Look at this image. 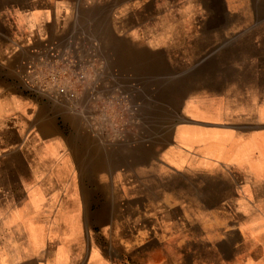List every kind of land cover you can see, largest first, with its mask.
Here are the masks:
<instances>
[{"label":"crops","instance_id":"1","mask_svg":"<svg viewBox=\"0 0 264 264\" xmlns=\"http://www.w3.org/2000/svg\"><path fill=\"white\" fill-rule=\"evenodd\" d=\"M79 31L111 90H28ZM0 264H264V0H0Z\"/></svg>","mask_w":264,"mask_h":264},{"label":"rangeland","instance_id":"2","mask_svg":"<svg viewBox=\"0 0 264 264\" xmlns=\"http://www.w3.org/2000/svg\"><path fill=\"white\" fill-rule=\"evenodd\" d=\"M53 41L60 44V46L67 50L68 48H72L73 52L69 53L70 56H68V62L67 64H64L62 62L61 58L62 56H65L67 58V51L62 55V52L57 53V59L54 60V69L59 72L60 77L61 76H67V79H65V83H67V86L75 91V94H78V89L84 85L86 81H90V89L95 92V90H104L109 91L111 90L110 86H107L106 82H103L101 74L102 67L99 66L101 56L100 52L98 51L97 46L93 44L92 42H89L86 40L85 36L81 34L79 31L77 35L67 41V42H60L57 39H51L48 42ZM89 42V43H88ZM70 51V50H68ZM84 66H83V62ZM64 65V68L61 66ZM82 65V66H81ZM66 72V73H65ZM81 72V74L79 73ZM63 76V77H64ZM62 79V78H61ZM62 81V80H61ZM171 87H174V84L169 83L168 84V91L170 93ZM30 91H35L30 88H27ZM135 97L137 98V101L142 102V105L145 101L146 107L151 110L152 118L156 116L158 118L159 115V88L158 83L152 84V96L151 99H139L140 94H142L143 88L137 87L135 89ZM170 96V95H169ZM55 101L60 99H54ZM92 101V99H90ZM93 101H95L93 99ZM70 105V103H68ZM73 108H76L79 105L75 104V101L73 103ZM170 113V111H168ZM83 117H86V119L90 120L92 118V115H83Z\"/></svg>","mask_w":264,"mask_h":264},{"label":"built area","instance_id":"3","mask_svg":"<svg viewBox=\"0 0 264 264\" xmlns=\"http://www.w3.org/2000/svg\"><path fill=\"white\" fill-rule=\"evenodd\" d=\"M72 50V48L68 47L67 50L63 49L56 41L41 43L39 47L33 50L35 53L34 57L23 63L22 79L28 88L46 92L53 99H60L66 96L67 102L73 104L76 98L75 91L67 86L65 76L60 77L59 72L54 69L53 63L57 59L58 52H62L63 55L67 51V58L65 56L61 58L62 62L67 64L69 53L73 52ZM61 66L64 68V65L61 64ZM79 73L81 74V72Z\"/></svg>","mask_w":264,"mask_h":264}]
</instances>
